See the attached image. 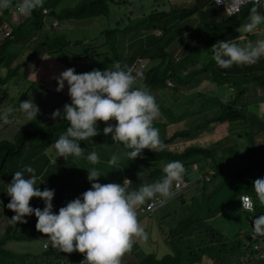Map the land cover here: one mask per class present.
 <instances>
[{
	"label": "trees",
	"instance_id": "1",
	"mask_svg": "<svg viewBox=\"0 0 264 264\" xmlns=\"http://www.w3.org/2000/svg\"><path fill=\"white\" fill-rule=\"evenodd\" d=\"M61 1L32 2L28 14L17 24L11 23V34L0 40V91L3 90L4 98L8 100V105L4 107L6 111H1L0 118L9 124L13 122L9 119L11 115L38 119L37 117L48 113L49 110L54 115L50 121L39 122L38 119L33 122L30 126L34 129L19 127L11 140H0V207L8 218L0 237V264H73L75 262L71 257L72 253H64L49 242L47 248L43 247L45 242L41 244L42 251L39 253H17L7 248L6 244L11 240H34L38 234L45 232L66 234L68 228H76L78 224L84 225L88 214L82 217L83 209L87 210L86 213H90V210L106 212L102 210L104 206L100 201L85 205L74 204L70 208H64L61 205L45 202L47 200L39 203L33 198L21 197L23 193H19L22 182L40 178L49 195L55 182L63 177L59 168L64 165L59 161L50 163L51 158L57 153L73 155L78 152L88 156L93 150L99 151L103 161L114 163L118 167H114L118 169L116 176L120 174L119 177H111L107 173V178L101 174L95 183L97 192L102 189L109 191L123 179V175L130 178L128 188H125L129 190L127 195L119 196L118 192L114 201L108 202L115 205L128 204L127 199L133 197L140 201L153 186L161 185L159 182L163 177L166 181L167 172L171 167L189 166L197 158L201 159L200 162L198 161L200 173L209 174V177L203 178L200 183L201 193L198 196L201 198H197V202L193 201V210L191 212L186 210L177 226L169 231L166 238L169 252L163 253L160 257L149 252L138 261H121L109 256L93 262L86 257L83 264H194L200 260L204 250L201 247L202 240L198 236L207 227L212 228L206 219L221 213L237 195L236 189H232L233 182L237 178L257 169L254 152L256 144L259 150L264 151V120L257 116V120L260 121L257 122L254 118V112L257 113L259 110L258 102L255 101L257 95H260L258 90H264L257 88H264V53L244 52V46L253 38V33L247 31L253 24L247 20L244 8L235 15L227 16L212 0H193V3L188 5L180 3L179 8L168 0L157 1V6L144 14L143 18L133 16L130 12L119 17L120 20L115 21V27L101 31L102 41L91 42L93 47H89L90 50L96 49L95 53L89 54L90 56L98 55L102 58V62L95 70V78L87 86L76 83L75 88L73 79L75 78L77 82L79 74L67 78L73 69L67 64L59 63L55 54L61 53L70 44L78 47L82 42L76 40L71 43L59 35H53L52 30H55V27L44 26L42 9L49 8L48 17L55 18L60 23L62 20L106 16L110 12L109 3L112 5L117 0H83L73 7L57 10ZM119 2L132 4L129 0H119ZM15 3V0H0V21L6 19L10 22V11L15 9ZM166 6L168 10H165ZM196 12L201 13L198 22L193 25L185 24L187 18ZM252 28L257 27L253 25ZM154 30H160V34H155ZM117 31L132 37L128 45V53L122 55L123 57L121 56L123 46L119 44V39L125 34L118 35ZM179 33L187 34V45L190 46L185 47L175 59L166 47L172 45V41ZM239 35L241 37H238ZM195 39L199 41L197 43L191 41ZM30 42L33 46L30 51L31 58L36 51L43 49L39 61L48 56L59 64V70L54 74V71L51 72L52 77L46 74L45 78L42 76L33 78L32 76L36 75L38 62L33 64L31 59L27 62L19 61L21 56L17 55L21 51L27 52ZM100 47H105L106 50H98ZM83 52L76 55V58L89 56H85ZM204 53L206 57L202 63L198 66L193 65L197 57L196 60L205 56ZM137 57L143 60V76L127 87L115 90L112 81L124 73ZM108 65L110 67L107 69ZM23 70L28 72L24 74ZM20 79L22 88L17 89L12 96L9 88L12 85L16 88L17 80ZM138 80L141 81L139 84ZM204 80L213 82L217 87L224 86V93L220 95L209 93L206 90L207 82L204 83ZM169 81L174 82L173 85H168ZM202 83H204L203 92L196 91L191 95H185L183 87L192 88ZM39 91L44 92L43 96H33ZM176 95L179 97L177 98ZM179 98L183 99L179 100ZM146 100L150 102L149 107L140 112L141 104ZM30 101H34V104ZM106 111L108 117L107 121H104ZM194 114L199 115L198 123L177 129L168 136L149 130L150 124H153L164 132L169 124L183 121L187 117L195 118ZM98 120L104 123L98 125L96 124ZM224 122L231 125L242 123L240 128L243 130L236 128L237 126L234 129L230 128L229 131L235 136V141L232 145L223 147L222 151L232 150L233 146H242L243 151L251 152V159L255 160L254 163L241 167L233 174L224 169L226 166L218 154L221 148L199 146L193 141L200 131L209 129L214 123ZM260 136L263 138L260 139ZM176 139L193 142L187 143L178 150L168 149L167 145ZM242 140L245 142L243 143ZM145 141L156 142L161 147H144ZM66 142L67 146L64 145ZM114 153L117 154L111 156ZM73 163L69 165L74 166ZM85 165L87 168L90 164ZM99 165H105V170L108 169L107 164L101 160ZM111 168L113 169V166ZM209 169L212 173L208 172ZM206 185L208 186L205 187ZM210 185L213 187L208 191ZM222 187L224 190L221 189ZM241 194L244 193L238 195ZM217 197L220 199L218 200ZM195 199L196 196H193L191 201ZM214 200L216 203L211 205L210 202ZM202 204L207 206V211L205 214H197ZM241 208L245 209L242 206ZM29 209H35L45 217L47 227L40 228L42 230L40 233H15L18 216ZM245 210L250 211L253 216L249 221L247 232H241L240 228L239 236L242 238L239 240L247 242L241 243L238 240L237 244L235 243L236 248L243 257L249 255L250 258H256L259 264H264V259L257 258L253 248L254 242L264 244V237L260 238L252 234L253 228L258 232L264 230V202L262 205L259 203L254 205L252 201V209ZM51 220L53 223L50 226ZM233 248L234 242L230 249ZM233 252L225 253L223 260L226 261L227 257L232 256L236 264H243L242 258L240 259L237 254L233 255L235 254Z\"/></svg>",
	"mask_w": 264,
	"mask_h": 264
},
{
	"label": "rangeland",
	"instance_id": "2",
	"mask_svg": "<svg viewBox=\"0 0 264 264\" xmlns=\"http://www.w3.org/2000/svg\"><path fill=\"white\" fill-rule=\"evenodd\" d=\"M5 1H11V0H5ZM15 1L26 4L27 1L31 2L32 0H15ZM81 1L83 0H62L61 2L58 3L57 9H61L65 7H73L77 5V3H80ZM129 1H131L132 4H127V5L122 4L121 2H119V0L113 2L112 5H110L109 3V10H110L109 14L110 15L109 14L106 16L100 15L97 17L81 19V20H77V19L62 20L60 22V25L55 27V30L54 29L52 30L53 35H59L65 38L66 40L71 41V43L76 40H80L82 42V44L78 47L70 44L69 47H67L64 51H62L59 54H55L57 58L53 56L54 58H56V60L59 63L67 64L68 67L73 69V71L67 75V78H73L79 74L77 76V82L75 78L73 79L75 83V88H76V83L81 84L83 86H87L89 82H91L95 78L94 77L95 70L99 67L100 63L102 62L101 61L102 58L99 57L98 55L90 56L89 54L95 53L96 49L93 48L92 50H90L89 47H93L91 42L100 43L102 41V36L100 34L101 31H103L106 28L115 27V21L117 19L120 20L119 17L129 14L130 12L133 13V16L143 18L145 16L144 14H147L150 10L154 9L157 6V1H161V0H129ZM180 3H185V5H188V4L193 3V0H177L173 4L174 6L179 8L181 6ZM167 7L168 6L165 7V10L169 9ZM243 10L244 12L247 13L246 14L247 20L250 21L251 24L257 27L256 29H254L252 28L253 25H250L249 28L247 29L248 32L253 33L252 34L253 38L251 39L250 42H248L244 46V52L247 54H252L254 52L264 53V11L260 9V6L258 7V5L254 3H248L244 7ZM16 14H17L16 11L12 12L11 17H10V23L17 24L19 21H21L26 14V10L24 11V15L22 16V19L16 18ZM194 15L196 17L195 22H198V16H201V13L196 12ZM48 20L50 21L51 18H48ZM49 21L46 22L48 25H44V26L49 27L50 26ZM195 22L187 20L185 24L193 25ZM117 33L118 35L125 34L122 31H117ZM241 35H239L238 37H241ZM131 39L132 37L129 34L128 35L125 34V36L119 39V44H122L123 46V52L121 56L128 53V45ZM191 41L194 43H197L199 39L197 40L195 39ZM172 42H173L172 45L167 46L166 49L167 51L171 52L172 55H174L175 59L178 58V54L183 52L185 47L190 46V45H187L188 36L185 33H179ZM191 47H194V45H191ZM32 48L33 46L30 42V45L27 48L28 49L27 52L22 53L21 51L22 55H20L21 53L17 55V56H21V59L19 61L23 60V62L24 61L27 62L29 59H31L32 52L30 51L32 50ZM83 50H85V52H83ZM98 50L105 51L106 48L100 47L98 48ZM80 52L85 53V56L87 55L89 56L87 58H76V55L78 56ZM203 55H205V53ZM204 57L205 56H201L199 57L198 60H196L198 58L197 57L193 61L194 63L193 65L198 66L199 64H201ZM37 66H38L37 69L35 67L36 75H33L32 76L33 78H37L39 76H42L45 78V76H47L46 74H49L52 77L51 72L59 70V64L55 62L54 60L50 59V57L48 56L41 59L37 63ZM109 67L110 65L107 66V69ZM22 72L26 74L28 70H23ZM140 82L141 81H139L138 84ZM205 82H207L206 90L209 91V93H212V94L216 93L219 95L224 93V88H225L224 86L217 87L215 86L213 82L211 81L209 82V80H204V83ZM17 83L18 85L16 86V88L13 85L12 87L9 88L10 92L9 91L8 92L11 93L12 96H14L17 89L22 88L21 79L19 81L17 80ZM204 83H202L201 85H194V87L192 88L183 87V89L186 92L185 95H191V93L196 92V91L203 92ZM43 93L39 91L35 93L33 96H43ZM263 93H264V90L263 91L260 90L261 96L263 95ZM229 95H231V93ZM169 96L171 99H173L171 94H169ZM4 97H5L4 92L2 90L0 91V113L2 110H4V107L8 105V102H7L8 100L7 98H4ZM176 97L178 98L179 96L176 95ZM182 99L183 98H179V100H182ZM30 102L34 104V101H30ZM149 104L150 102L148 103L147 100L143 104H141L142 107H141L140 112H142L143 109L146 110V108L149 107ZM260 105L261 106L258 108L259 110L257 111V113L254 112L256 114L254 115V118H255V121L257 122H260L257 120V116H259L260 118L264 117V99H261ZM49 111L48 113L43 114L41 117H37L39 119V122H47L53 119L52 116L54 115ZM107 113L108 112L106 111V113L104 114V117H103L104 121H107V117H108ZM7 118L8 116L5 117V119ZM195 118L187 117L183 121L169 124L168 127L164 130V132L158 126H154L153 124H150L149 130L150 132H153L159 135H163L164 133L165 135L168 136L177 129L189 127L190 125L196 124L200 121L198 114L196 115ZM9 119L10 121H13V122L6 124L5 123L6 120L4 121L2 118H0V140L1 139L11 140L19 127H25L27 129H34V128H31L32 126L30 125L33 124V122H35L36 120H38V119H33V118H30V119L23 118L20 115L10 116ZM261 119L264 120V118H261ZM104 121H101V122L104 123ZM101 122L98 120L96 124L99 125L101 124ZM241 124L234 123L233 125H231L228 122H224L220 124L214 123L209 127V129L203 130L197 133L196 138L193 139V141L196 142L199 146H208L212 149L221 148L218 151V154L219 156H221V161H223V164L226 166V168L224 169L228 170L231 174L236 172L241 167H244L245 165L252 164L255 162V160L251 159V152L247 153L243 151L242 146H236V147L233 146L232 150L227 149L226 152L222 151L223 147H228L232 145L235 141L234 139L235 136L229 131L230 128L234 129L237 126L236 128L243 130L240 128ZM259 138L262 139L263 137L260 136ZM193 141L191 140L186 141L184 139H176L174 140V142L167 145V148L168 149L177 148L176 150H178L179 148L185 147L187 143L193 142ZM242 142L244 143L245 140H242ZM64 145L67 146V142L64 143ZM143 145L144 147H149V148H152L155 146L161 147V145L157 144L156 142H150V141L143 142ZM259 149L260 148L257 147V144H256V151L254 152H255V159L257 161L256 165L258 166L257 169L253 170V172L249 171L247 174L242 175L241 177L237 178L233 182L234 186L232 189H236L237 195L227 205V207L224 209V212L222 210L221 213L218 214L219 217L227 218L229 220L228 233L233 237H235L237 231L240 228H241V232L248 231L249 221L251 217L253 216V214L250 211L241 208L240 196L238 194L240 193H244V195L248 194L252 198L254 205L256 203H259L260 205H262V203L264 202V151L259 150ZM116 154L114 153L111 156H115ZM80 159L81 161L79 162ZM100 160L104 162L105 164H107L108 169L105 170V165L104 166L99 165ZM54 161L62 162V164L64 163V165L59 168L62 170L63 177L61 179L59 178L60 180L58 179V181L55 182V184L52 187V191L51 192L49 191V195H47V191L44 189L45 186L43 185L42 180L40 178H34V179H29L28 181L26 180L20 184L19 193H23L21 197H30V198L37 200L39 203H43V201L47 200L45 202H48L53 205H61L64 208H70L74 204L83 203L81 205H85L87 203L100 201L101 205L104 206V209L102 210L106 211L105 213L99 214L105 219L101 223V228L105 229L107 227L112 226L116 222V220H118L119 218L118 215H117L118 218L116 217L114 212L119 210L120 207H124L120 211L126 210V203L124 205L123 204L115 205L114 203H108V202L114 201L116 192L117 193L119 192V196H126L129 190L127 191V189L125 188H128V187L122 183V185H124L123 187L114 185L110 188L109 191L106 189H102L100 192H97L95 183L97 179H99L101 174L104 178H107V173L110 174L111 177L112 176L119 177L120 174H118V176H116L115 174L118 170L116 168L118 167L114 163H107L106 161H103L102 158H100L99 151L97 150L96 151L93 150L92 154L88 156H83L79 154L78 152L74 153L73 155H70L69 153L68 154L67 153H62V154L57 153L55 157L51 158L50 163H53ZM198 161L200 162L201 159L200 158L195 159V162L198 163V165H200ZM71 162H74L73 164L75 165L70 166L69 163ZM85 164H90L87 167L89 170L86 168ZM95 164H96V168H94ZM112 166H113V169L111 168ZM198 174H199L198 171L191 170L190 172L187 173V177L189 179H193L196 176H198ZM125 178H127V176L123 175V179ZM167 178H168V172L166 176V181H165V177H163L162 180H160L159 183H161L162 186L160 190H155L157 194H161V193L169 191L170 186H169V182L167 181ZM101 179L103 180V178ZM200 183H198L199 185L198 184L195 185V186L198 185L197 187L193 186L192 187L193 189L190 188L189 190L185 191L181 195L171 199L169 203L167 202L168 204L166 203L167 205L164 204L165 206L163 205H162L163 207L160 206L161 207L160 209H158L159 207L156 208V210L157 209L158 210L154 213V215L150 216L151 219H153V221L155 222L157 221L156 225L159 227V232L162 234V239H164V235L167 236L168 234L167 222L164 220V217H163L164 213L166 211H169L170 206L172 204H175L178 207L179 205H181L183 208L180 211L178 209L175 212L176 214H180L184 212V210L192 211L194 207L192 205L194 204L193 201L197 202V200L201 198V196H198L201 193ZM164 184L167 185L168 188H164ZM207 186L208 185H206L205 187ZM211 187L213 186L210 185V187L207 190L210 191ZM221 189L224 190L223 187ZM225 193H226V190H225ZM193 196H196V199L191 201V198ZM142 198L144 197L142 196ZM217 199L219 200L220 197H217ZM127 201H128L127 203H128L129 215L132 221L126 222L123 219L121 223L123 222L125 223L120 226L121 232H124L129 227H131L133 230H137L142 224H144L142 221L145 218H147L146 216L145 217L138 216L137 209L139 207H137L138 205L137 198L133 197V198L127 199ZM213 203H216L215 200L210 202L211 205ZM86 211L87 210L83 209L81 213H82V217H85L84 215L88 214V219L87 217H85L84 225L81 226L82 224H79V232L75 231V234H77V237L79 238L82 236V239L92 236L88 234V231L90 227L93 226L94 224H91L88 221L94 222L95 220H97V212H98L97 210H95L97 212L90 210V213H86ZM206 211H207V206L202 204V208L199 211H197V214L199 213L205 214ZM108 212H112V213L109 214ZM175 213L172 212L171 215H174ZM162 217H163V222H161L162 219H160ZM219 217H216L217 219H219L218 226L224 227L228 221H226L225 219L219 218ZM44 218L45 217H43L35 209H29L21 213L18 216V223L15 226L14 232L15 233H21V232H26V233L39 232L40 233L42 231L41 229L46 228L48 225V223L46 222ZM108 218H110L111 220H107ZM7 219L8 218L6 216L5 211L0 207V237L2 236L4 232V226L7 222ZM206 221H208L209 225H212L213 227H216V228L218 227L215 223V219L209 218V219H206ZM52 223L53 221L51 220L50 226ZM159 223L161 224L159 225ZM59 224L61 225L63 223H59ZM70 232H72L73 234L74 231L70 230ZM99 232L103 233L102 231H99ZM136 234L137 232H133V235H136ZM44 239H47L48 241L52 242L55 248L58 250H61L62 248V250L64 249L66 252L69 248H71V245H70L71 240L69 238H65L63 234H59V233L47 234V232H45L44 234H38V236L35 237L34 240H21V241L11 240L7 242L6 247L17 253H36L40 250L39 247L42 244V241ZM239 239L241 238H238V236L235 238H231L230 241L234 242V248L232 249V252L239 251V249L236 248V244ZM245 241L246 240H243L240 242L244 243ZM83 246H84L83 243L81 242L79 244L77 243L74 247V253L79 254L80 250L83 252L84 251V249L82 248ZM155 246L152 243V247H153L152 250L156 252ZM147 249L151 250L149 246L147 247ZM147 249L145 250L146 252L142 249L143 250L142 253L138 255H134V256L140 257L142 255H145L147 252H149ZM164 251H168V249L166 248L164 249ZM218 253L223 254V251L222 252L220 251ZM160 254H162L161 251L157 252V255H160ZM83 255H84V252H83ZM241 255L242 254L238 256L240 257V259L242 258L243 264H256V263L258 264V262L256 261V258H253V257L250 258L249 255H245V257L243 256L241 257ZM130 256H126V257L128 258ZM85 257L89 258L90 255L86 252ZM135 259L136 257H133V259H130V260L134 261ZM226 261L225 260L216 261L215 264H228ZM236 263L237 262L234 261V257L229 256V264H236ZM36 264H41V263H36Z\"/></svg>",
	"mask_w": 264,
	"mask_h": 264
},
{
	"label": "crops",
	"instance_id": "3",
	"mask_svg": "<svg viewBox=\"0 0 264 264\" xmlns=\"http://www.w3.org/2000/svg\"><path fill=\"white\" fill-rule=\"evenodd\" d=\"M32 2H33V0L31 2L27 1L26 4H23V3H19L16 1L15 5L17 6L20 4V6H21V9L19 11H16L17 12L16 18L22 19V16L24 15L25 10H26V14H25V16H26L28 14V9L30 8ZM57 10H60V9H57ZM10 12L12 14L13 10H11ZM48 18L49 17L47 16V22L49 21ZM53 19H55V18H53ZM187 20L195 22L196 17H195V15H191L189 18H187ZM187 20L185 22H187ZM50 21H49V24H50ZM58 25H60L59 22H58ZM50 26L48 28L57 27V26H51V27ZM45 27H47V26H45ZM42 50L43 49H40V51H36L35 54L33 55V57L31 58V61L34 60L33 64H36L37 62H39L38 59H39V56L41 55L40 52H43ZM205 57H206V55H205ZM54 73H55V71L53 72V74ZM257 88L258 89H264V88H260V87H257ZM258 91H260V90H258ZM261 99H262V96L257 95L255 101L258 102L259 107L261 106L260 105ZM254 115H256V114L254 113ZM261 118H264V117H261ZM125 179L120 180L115 185L120 187V185H122V183H123L125 186H127L130 183V180L128 183H125ZM124 185H122V186H124ZM161 186L162 185H158V184L156 186H153L152 189L146 195H143L144 198L141 197L140 201L138 200L137 207L144 206L148 202V198L150 199V194L156 193L155 190H160ZM164 186H165V184H164ZM197 186H195V187H197ZM164 188H168V186H165ZM116 196H117V192H116ZM116 196H115V198H116ZM167 204H165V205H167ZM165 205H163V206H165ZM163 206H161V207H163ZM161 207H159L158 209H160ZM122 208H124V207H122ZM121 209L114 212L116 217H117V215L119 216V218L117 217L118 220H116V222L112 226L107 227L105 229L100 228L101 223L105 219H104V217L99 215L100 212H97V220H95L94 222L91 221V223L94 225L91 226L89 231H88V234H90L92 236H90L88 238L82 239V236L78 238L77 234H75V231L79 232V224L76 226V228H73V229L68 228L66 231V234H63V235L65 236V238H69L71 240V243H70L71 248L68 247L69 249L66 251V253L67 252L72 253L71 257L73 258V260L76 261L79 259L84 260L86 258L85 253L87 252L90 255L89 258L92 259L93 262H98V261H100L106 257H109V256H112V258H115V259L121 260V261L130 260V259H133V257H136V259L134 260V261H136V260H139L143 255L140 257L134 256V255H138V254L142 253L143 250L145 251L148 246L151 248V250H148V249L147 250L151 253L156 254V255H157V252H160V251L162 252V254L169 252L170 251L169 246H168L169 244L166 242V238L169 235V231L171 229H173L175 226H177V223H179V221L182 219V217H184L185 212H186V210H184V212H182L180 214H176L175 212L178 209H179V211L181 209H183L182 206L179 205V207H178L175 204H172L170 206L169 211H166L164 213V216H163L164 220L167 222L168 234H167V236L164 235V239H162V234L159 232V227L156 225L157 221L156 222L153 221V219H151V217H150V216L154 215V213L158 209L157 210L155 209V211L151 215L146 216L147 218H145L142 221L145 225L142 224L137 230H133L131 227H129L124 232H121L120 226L122 224H124L125 222L121 223V221H123V219L126 222L132 221V220L130 219L128 204H126V210L120 211ZM172 212H174L175 214L171 215ZM188 212H191V211H188ZM223 212H224V210H223ZM138 216H139V214H138ZM141 217H145V216H141ZM163 217L160 218V219H162L161 222H163ZM216 217H219L218 214L214 215L211 218L215 219V223L218 226L219 219H217ZM219 218H222V219H225L226 221H228L224 227L218 226L216 228V227H213L211 225L212 226L211 229H209L207 227L206 230H202L200 232V236H198V238L202 240L201 241L202 244L201 243L200 244L204 250L201 253L200 260L195 262L194 264H215L216 261L223 260V257H224L223 255L225 253L232 252L231 251L232 249H230V247L233 243L230 241L231 238H235L237 236H238V238H242V236H239V230L240 229L237 231L235 237L231 236L228 233L229 220L227 218H223V217H219ZM107 220H111V219L108 218ZM148 224H150V225H148ZM160 224L161 223H159V225ZM81 226H83V225H81ZM70 230L74 231L73 234H72V232H70ZM213 230L215 232H213ZM99 231H102L103 233H100ZM133 232H137V234L133 235ZM112 233H115V234L112 235ZM97 240H98V242H97ZM44 242H49V243L53 244L52 242L48 241L47 239H44L42 241V243H44ZM80 242L83 243V245H84L82 247L84 249V251H83L84 255H83V252L80 250V248H79V250H80L79 254L74 253L75 245L77 243L79 244ZM152 243L154 244V246L156 245L155 246L156 252L152 250L153 249ZM226 245H228L229 247ZM166 248L168 249V251H164V249H166ZM39 249L40 250L36 253H39L40 251H42L41 245H40ZM61 251H63L65 253V250L64 249L62 250V248H61ZM220 251L221 252L223 251V254H219L218 252H220ZM149 252H147V253H149ZM233 253H235L234 255H236V254L240 255L239 251H234ZM162 254L157 255V257H160ZM130 255H132V256H130ZM126 256H130V257L127 258ZM230 257H232V256H230ZM244 257H245V255H244ZM227 262H229V257H227Z\"/></svg>",
	"mask_w": 264,
	"mask_h": 264
},
{
	"label": "built area",
	"instance_id": "4",
	"mask_svg": "<svg viewBox=\"0 0 264 264\" xmlns=\"http://www.w3.org/2000/svg\"><path fill=\"white\" fill-rule=\"evenodd\" d=\"M175 1V0H169ZM216 7H221L227 16L235 15L241 11L248 3L260 4L264 8V0H212ZM35 2V0H33ZM17 10L21 9L20 4L17 5ZM50 11L49 8H43L42 12L44 13L43 22L48 25L47 16L48 12ZM51 26H57L58 21L57 19H52L50 21ZM12 28L11 23L3 19L0 21V40L4 37L11 34ZM156 34H160V30H155ZM143 60L140 57H137L130 67L122 73L120 76L115 78L112 81V87L117 90L120 88L127 87L128 85L132 84L135 80L143 76ZM171 84V82H168ZM184 165H177L171 167L168 170V178L167 181L169 182L170 189L168 192H164L161 194L152 193L150 194V199L144 206H140L137 210L139 216H147L151 215L156 208L166 204L171 199L181 195L185 191L189 190L196 184L200 183L203 178H208L209 174L203 175L200 173L199 167L197 163H192L189 167H186L187 173L191 170L198 171L199 174L193 179H189L186 175L183 174L182 168ZM209 173H212V170H209ZM125 182L128 183L129 179H125ZM241 206L245 209H252V201L249 195H242L241 198ZM252 234L257 235L260 238L264 237V230L262 232L256 231L253 228ZM49 243L45 242L43 244L44 248L49 247ZM253 248L255 250V255L259 259H264V244L259 242H254ZM83 259L76 260L73 264H82Z\"/></svg>",
	"mask_w": 264,
	"mask_h": 264
},
{
	"label": "clouds",
	"instance_id": "5",
	"mask_svg": "<svg viewBox=\"0 0 264 264\" xmlns=\"http://www.w3.org/2000/svg\"><path fill=\"white\" fill-rule=\"evenodd\" d=\"M168 1H169V0H168ZM176 1H177V0H175V1H169V2L174 3V2H176ZM35 2H36V0H35ZM257 5L260 6V8H262V10L264 11V8H263L260 4H257ZM16 8H17V6L15 5V9H11V10H13V11H14V10H15V11H19V10H17ZM155 32H156V31L154 30V33H155ZM155 34H156V33H155ZM169 82H171V81H169ZM167 83H168V82H167ZM168 85H173V83H172V82H171V84L168 83ZM193 163H196V162H193ZM191 164H192V163H191ZM191 164H190V165H191ZM183 167H189V166L184 165ZM209 170H211V169H209ZM209 170H208V172H209ZM186 171H187V169H186ZM185 175L187 176V172H186ZM242 195H244V194H241V195H240V198H241ZM247 195H248V194H247ZM240 201H241V200H240Z\"/></svg>",
	"mask_w": 264,
	"mask_h": 264
},
{
	"label": "water",
	"instance_id": "6",
	"mask_svg": "<svg viewBox=\"0 0 264 264\" xmlns=\"http://www.w3.org/2000/svg\"><path fill=\"white\" fill-rule=\"evenodd\" d=\"M182 171H183V174L185 175L186 172H187V171H186V167H183V168H182Z\"/></svg>",
	"mask_w": 264,
	"mask_h": 264
}]
</instances>
